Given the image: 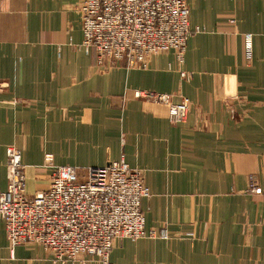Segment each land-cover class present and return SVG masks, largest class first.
I'll return each mask as SVG.
<instances>
[{"label": "crops", "instance_id": "1", "mask_svg": "<svg viewBox=\"0 0 264 264\" xmlns=\"http://www.w3.org/2000/svg\"><path fill=\"white\" fill-rule=\"evenodd\" d=\"M187 1L201 29L181 67L189 79L169 52L144 69L99 68L82 46L79 0H0V187L10 146L29 195L49 185L47 154L82 168L124 155L145 172L142 209L159 234L116 241L113 264H264V194L246 193L251 175L264 188V0ZM135 89L188 99L185 120ZM0 264L62 263L40 246L11 248L0 220Z\"/></svg>", "mask_w": 264, "mask_h": 264}, {"label": "built area", "instance_id": "2", "mask_svg": "<svg viewBox=\"0 0 264 264\" xmlns=\"http://www.w3.org/2000/svg\"><path fill=\"white\" fill-rule=\"evenodd\" d=\"M78 9L84 47L95 49L104 71L119 61L147 67L152 54L170 49L182 62L188 37L201 32L191 29L187 0H79ZM247 38L250 43L251 36ZM136 92L169 104L172 123H181L188 114V99L171 104L167 94ZM21 156L8 147L9 183L5 190L0 187V219L10 245L38 242L55 252L100 254V264H111L109 253L116 241L158 236L157 229H146L140 208L141 198L150 195L143 169L122 158L81 173L74 166L54 165L47 154L45 167L53 169L52 182L48 190L30 197ZM248 190L264 194L254 177ZM161 235L166 237L165 230ZM62 259L69 258L66 254Z\"/></svg>", "mask_w": 264, "mask_h": 264}, {"label": "rangeland", "instance_id": "3", "mask_svg": "<svg viewBox=\"0 0 264 264\" xmlns=\"http://www.w3.org/2000/svg\"><path fill=\"white\" fill-rule=\"evenodd\" d=\"M187 3H188V1H187ZM191 24V23H190ZM191 29L193 30V31H196V27H191ZM83 31V30H82ZM197 33H200V32H192V34L190 35V36H192L193 34H197ZM190 36L188 37V38H190ZM188 41H189V39H188ZM247 42H249L248 41V39H247ZM248 45H249V43H248ZM82 46H83V48L87 51V52H93V53H95V57H96V64L98 65V67L100 68V65L97 63V55H96V51H95V49L94 48H90V49H86L84 46V43H82ZM187 46H188V43H187ZM186 50H187V48H186ZM186 50H185V52H184V59H185V53H186ZM173 53L174 54V56H175V59H176V61H177V63H178V65H179V72H180V75L183 77V78H186V79H189V78H191V76H192V74L191 73H189V72H187V71H184V70H182V65H183V63H184V61H180V58H178V56H177V53H176V51H174V49H170V50H168L167 52H159V53H155V54H152L151 56H150V58L151 57H153V56H155V55H158V54H162V53ZM118 63H120V64H118ZM117 64V66L116 67H122V68H125V69H144V68H146V67H129L128 65H126L125 63H123L122 64V62L121 61H119ZM149 64H150V59H149V61H148V63L146 64L147 65V67L149 66ZM115 67V68H116ZM108 70H110V69H108ZM107 71V70H106ZM137 90L135 89L134 90V97H136L137 99H142V100H144V101H151V102H155V103H161V104H165L166 106H168V110H169V104H167V103H164V102H161V101H158V100H155V99H152L153 98V96H151L150 97V95L149 96H147L146 95V93H145V96H142V94H138L139 96H137V92H136ZM145 91H148V90H145ZM148 92H150V93H152V92H155V91H148ZM157 93H161V92H157ZM164 94H167L169 97H170V103L172 104V103H174L173 102V99H172V95L171 94H168V93H164ZM184 99H186V98H184ZM182 102V101H181ZM180 102V103H181ZM174 104H179V103H174ZM190 106H189V108L188 109H190V107H191V102H190V104H189ZM189 111V110H188ZM231 112H232V115H233V117L235 118L236 117V119H239L240 118V113H238V109H236L235 107H232L231 108ZM170 119V118H169ZM171 121V120H170ZM47 157V156H46ZM45 157V158H46ZM124 159L125 160V157H124V155H122L121 156V158L119 159V160H121V159ZM119 160H117V161H119ZM126 161V160H125ZM21 162H22V156H21ZM52 162H53V164L54 165H57V166H74V167H76L79 171L81 170V173H83V171L85 170V169H89V168H91V167H94V166H87V167H80V166H78V165H71V164H63V165H61V164H55L54 163V161H53V159H52ZM113 162V161H112ZM114 162H116V161H114ZM127 162V161H126ZM128 163V162H127ZM22 164H23V162H22ZM45 164H46V159H45V163H44V165H43V167L44 168H46L48 171H49V177H48V179H49V185L47 186V187H45L44 189H42V190H39V191H36L33 195H29L28 194V192H27V181H26V192H27V194L30 196V197H34V195L36 196V194L38 193V192H40V191H45V190H48V188L50 187V183L52 182V178H51V175H52V173H53V169H51V168H49V167H45ZM129 164V163H128ZM24 165V164H23ZM130 165V164H129ZM25 166V169H26V165H24ZM96 167H99V166H96ZM9 169V168H8ZM252 177H254L257 181H258V178L255 176V175H251L250 177H249V183H248V187H247V189H246V193L248 194V195H262V194H257L256 192H252V191H249L248 189H249V187H250V179L252 178ZM8 183H9V179H8ZM258 184L260 185V183H259V181H258ZM8 186V185H7ZM148 187V186H147ZM260 188H262V189H264L261 185H260ZM5 190V189H4ZM149 191H150V189H149ZM150 195H151V193H150ZM150 195L149 196H144V197H142L141 198V201H140V208H141V212H142V214H143V216L145 217V214H144V211H143V209H142V200L143 199H145V198H148V197H150ZM1 220V219H0ZM1 221H3V220H1ZM3 223H4V226H5V231H6V237L8 236V233H7V230H6V224H5V222L3 221ZM145 227H146V229H155V228H148L147 227V225H146V217H145ZM158 230V229H157ZM128 239V238H127ZM135 240H137V239H135ZM7 241H8V244H9V246L11 247V248H15V247H17V246H21V245H35V246H40L41 248H43V249H45V250H47L48 252H50V254L52 255V257H53V260L55 261V262H57V263H62V264H67V263H72V264H88L90 261H95V262H97L98 264H100V254L99 255H92L90 252H81V253H78V254H74V253H71V252H68V251H65V250H61V249H59L58 251H53V250H51V249H49V248H46L42 243H38V242H35V243H32V242H27V244H26V241H24V242H22V243H20V244H18V245H10V243H9V240H8V237H7ZM114 249V248H113ZM113 251V250H112ZM112 251L109 253V262L111 263V264H113L112 262H111V253H112ZM67 254V257L69 258V259H62L63 258V256L64 255H66ZM74 258H76V259H74Z\"/></svg>", "mask_w": 264, "mask_h": 264}]
</instances>
